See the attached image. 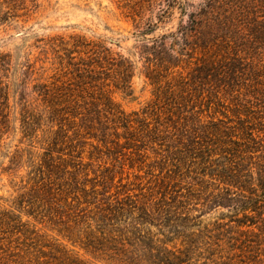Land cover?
<instances>
[{"label": "trees", "instance_id": "trees-1", "mask_svg": "<svg viewBox=\"0 0 264 264\" xmlns=\"http://www.w3.org/2000/svg\"><path fill=\"white\" fill-rule=\"evenodd\" d=\"M199 6L183 10L188 21L182 28H186L185 34L201 26H224L229 31L216 49L221 58L198 70V75L200 81L211 79L216 93L241 84L245 94L231 112L235 122L229 125L230 118L221 112L220 104L202 120L193 112L188 93L183 95L187 84L176 79L171 85L167 80L175 74L184 51L175 50L179 42L175 34L164 35L141 51L142 58L155 62L166 76H146L155 87L154 101L149 112L144 109V116L133 121L123 116L107 95L110 87L131 90L132 62L98 39L70 36L68 41L61 40L54 50L56 64L61 72H73L74 84L54 79L42 92L56 130L50 149L36 168L38 177L27 191L26 196L33 201L29 216L47 217L68 241L75 238L74 243L78 240L85 250L107 254L121 264H262L264 0ZM167 38L173 47L167 46ZM160 79H165L163 85ZM194 81L192 87L196 86ZM102 112L127 134L133 133L131 129L146 132L138 142L150 149L153 158L138 170L147 167L145 174L154 179V186L124 185L121 189L125 191L108 194L106 183L95 184L87 178L82 152L72 143L73 137L81 138L82 134L75 130L68 136L67 132L77 120L87 139L96 141L93 132L98 130L99 141L105 143L113 128L102 121ZM134 141L126 139V149H131ZM163 142L165 149L160 153L154 146ZM193 159L197 164H190ZM196 205L202 209L194 210ZM212 210L218 211V216L202 220ZM76 215H86L82 242L69 224Z\"/></svg>", "mask_w": 264, "mask_h": 264}, {"label": "rangeland", "instance_id": "rangeland-1", "mask_svg": "<svg viewBox=\"0 0 264 264\" xmlns=\"http://www.w3.org/2000/svg\"><path fill=\"white\" fill-rule=\"evenodd\" d=\"M226 1L0 0V264H121L109 259L107 254L85 250L77 239L74 243L75 238L68 241L57 233L59 227L49 223L47 217L37 215L34 219L28 215L33 201L26 196L27 191L34 178L38 177L36 168L45 151L50 149V140L56 130L50 122L51 109L42 92L47 90V86L51 87L54 79L74 84L73 72H61L56 64L54 50L59 42L70 40V36L98 39L132 62L131 90L110 87L107 95L116 109L133 121L144 116V109L149 112L154 101L155 87L146 76H166L155 62L143 59L141 51L162 36L175 34L179 38L175 50L184 51L177 69H174L175 74L168 76L167 80L171 85L176 79L187 84L183 95L188 93L193 112L202 120H207L214 106L220 104L221 112L227 114L231 121L229 125H232L235 122L231 113L234 104L245 94L241 84L223 87L224 91L217 90L219 93H216L211 79L200 81L198 75V70L221 58L216 49L221 38L229 36V31L224 26L213 25L201 26L197 31L185 34L186 28H182L188 21L182 15L184 9L192 7L193 10L202 4ZM166 42L168 47H173L171 39L167 38ZM194 76L196 81L190 82ZM160 80H163V85L165 79ZM193 81L196 86L192 87ZM110 118L102 112V121L113 128L109 132L121 136L119 139L110 133L102 143L98 130L93 132L96 141L87 139L77 120L67 132L68 136H73L75 130L82 134L81 138L73 137L72 143L82 152L87 178L93 179L95 184L106 183L108 194L125 191L121 189L124 185L128 188H151L154 179L145 174L147 167L138 170L153 158L150 149L138 142L146 132L131 129L133 133L127 134ZM148 120L152 123V117ZM130 138L135 141L131 142V149H126L124 142ZM169 138L164 142L167 143ZM164 142L155 145L154 149L162 153ZM135 145L140 146L139 150ZM190 164H197V161L193 159ZM110 178L113 179L109 181ZM189 207L193 208V205ZM194 207L197 211L202 209L200 205ZM37 210L39 212L40 208ZM85 216L79 218L76 215L75 221L69 222L81 242L86 228L83 224ZM217 216L218 211L212 210L204 214L202 220H212Z\"/></svg>", "mask_w": 264, "mask_h": 264}]
</instances>
